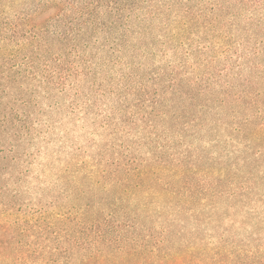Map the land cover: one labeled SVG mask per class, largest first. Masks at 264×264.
I'll use <instances>...</instances> for the list:
<instances>
[{
	"label": "rangeland",
	"instance_id": "374dc122",
	"mask_svg": "<svg viewBox=\"0 0 264 264\" xmlns=\"http://www.w3.org/2000/svg\"><path fill=\"white\" fill-rule=\"evenodd\" d=\"M55 1L67 6L65 19L83 4L0 0V56L1 34ZM207 2L138 0L114 25L105 0L99 13L109 27L84 45L88 58L64 90L31 80L0 87L1 116L17 117L0 122V224L41 213L52 226L67 219L74 257L138 246L185 255V264H264V135H251L264 123V57L230 77L238 97L251 80L259 108L242 99L222 104L217 78L205 109V98L182 100L171 87L175 74L207 79L232 65L237 53L228 61L226 49L213 69L211 50L224 51L231 37L234 52L247 35L240 25L264 18V4L230 0L234 10L206 13ZM56 14L41 12L39 21ZM239 127L250 135L231 132ZM48 244L45 253L54 252Z\"/></svg>",
	"mask_w": 264,
	"mask_h": 264
},
{
	"label": "trees",
	"instance_id": "16d2710c",
	"mask_svg": "<svg viewBox=\"0 0 264 264\" xmlns=\"http://www.w3.org/2000/svg\"><path fill=\"white\" fill-rule=\"evenodd\" d=\"M67 1L70 2L69 6H73L71 3L76 2V0ZM104 1L83 0L82 6L75 8V15L66 19L63 16L64 12L68 10L67 6L55 1L51 6L42 8L39 13L27 16L18 26V28L23 27V30L18 31V28L11 26L12 30L3 32L1 34L3 45H1L2 56H0L2 61V65H0V87L14 82H28L31 80L46 87H57L64 90L67 80L71 76L79 74L80 63L86 61L87 55L85 54L84 45H88L101 28L109 27L110 22H103L99 13V7ZM250 1L256 2V0H238L239 4L244 8ZM257 1L260 2L261 0ZM262 4H264V0ZM137 5L138 0H109L108 8L110 12L108 16L116 18V20L113 19L112 24L117 25V22L121 24L123 13L127 9L135 10ZM227 5H230V0H208L206 7H203L202 11L206 13L210 11L211 13V11L234 10L233 6ZM52 9L57 14L40 22V15L38 14ZM239 15L241 13L236 14V18ZM59 26L64 29H59ZM240 27L247 35H244L241 44H236L235 42L234 52V48H232L233 39L231 37L228 38L224 51H219V49L211 50L213 52V69L216 68V63H213L214 58H219L227 50L232 52L228 61H231L234 53H237L236 61L232 65L226 64L224 70L219 71V73L214 69L215 72H210L211 74L207 79L190 80L175 74L176 77L171 79V87L176 96L180 95L182 100L187 97L193 103L197 102L199 98H205L206 102L201 106L202 109H205L206 103L209 101V90L217 78L216 80H220L219 82L223 87L219 93L220 97H222V104L232 102L231 100L233 99H236V101L242 99L246 104L252 103L257 108L260 107L258 102L253 103L257 97L252 92L251 80H247V85L238 97V93L235 91L237 88L231 84L230 77L231 73L236 71H239V74L242 75L243 62H254V60L264 57V18L258 21L254 18L252 21L241 24ZM215 31L216 34L221 33L219 27L215 28ZM14 43L17 46H14ZM242 46L245 51L240 53ZM163 76L165 77V75ZM223 76H226L228 80L222 82ZM197 115L201 114L199 112L194 113L195 119L191 121L195 122L196 126H199L202 124L200 121H203V118L202 115L197 118ZM14 118L8 114L2 116L0 114V122L3 124H12L11 122L16 121ZM21 121L23 120L21 119ZM262 125L260 128H254V132L251 135L258 138L264 135V123ZM236 129L231 132L245 133L246 136L250 135L245 127ZM194 167L192 166V168ZM41 214L40 218L36 217L27 223L23 222L24 224L18 222L16 226L0 224V260L13 261V264H185L187 262L185 255L162 256L160 254H152V252L141 251L138 246H134L125 254L120 255L96 254L74 257L70 253L72 249L71 243L65 240V234L70 232L72 228L74 229L75 226L69 225L67 219L58 221L52 226L48 224V216L44 213ZM54 226L59 228L60 231H51ZM51 233H55L57 236L54 240L50 237ZM48 243L53 244L54 252L45 253ZM64 247L66 250L62 251ZM192 264L205 263L195 260ZM213 264L224 263L220 260H215ZM246 264L259 263L248 262Z\"/></svg>",
	"mask_w": 264,
	"mask_h": 264
}]
</instances>
